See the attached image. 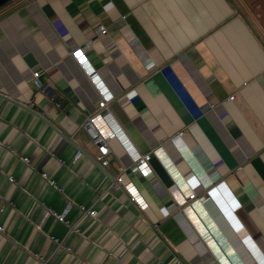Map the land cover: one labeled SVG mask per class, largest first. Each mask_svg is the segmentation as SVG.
Returning a JSON list of instances; mask_svg holds the SVG:
<instances>
[{
    "label": "crops",
    "instance_id": "obj_1",
    "mask_svg": "<svg viewBox=\"0 0 264 264\" xmlns=\"http://www.w3.org/2000/svg\"><path fill=\"white\" fill-rule=\"evenodd\" d=\"M252 5L0 8V264H264V18ZM89 41L106 110L72 56ZM96 114L119 133L105 168L83 128ZM132 152L150 155V175Z\"/></svg>",
    "mask_w": 264,
    "mask_h": 264
},
{
    "label": "built area",
    "instance_id": "obj_2",
    "mask_svg": "<svg viewBox=\"0 0 264 264\" xmlns=\"http://www.w3.org/2000/svg\"><path fill=\"white\" fill-rule=\"evenodd\" d=\"M98 34L100 35L106 34V29L103 26H99ZM89 43L90 41L86 45L82 46L81 48L73 50L72 56L79 63L80 67L84 70L89 80H91V82L99 90L101 98L98 103V108L106 110L108 103L112 100V96L110 93L107 92V90L103 87L101 82L97 79L94 69L90 67L89 63L86 60L85 51L89 47ZM38 75H39V72L33 73L34 82L37 86L40 85L39 81L37 80ZM230 99H233V98L230 97ZM83 128L85 129L92 143L96 147V150H97V156L95 157L96 162L99 163L101 168L107 167L109 164L108 155L111 152L110 147H109V141L113 139L116 135H118L119 133L116 130L110 129V127L107 128L106 121L104 117H102L100 114H96L94 116H91L90 118H87L83 123ZM178 135L180 137L183 135V133L179 132ZM123 143H125V141ZM131 157L133 159V162L135 163L137 170L143 176H148L151 174V169L149 166V160L151 157L149 154L140 155L136 152H132ZM20 159L24 164H28L27 158L23 157ZM42 176L45 177V174H42ZM10 180H12V178H10ZM114 182L123 186V189L129 195L130 200L136 203L140 209H143L144 207H146L144 202L140 200L138 193L136 189L134 188V186L132 184H123L121 175H116L114 178ZM50 183L52 184V182ZM206 198L207 197L204 194L198 195L194 192H190L187 197L188 200H195L200 203L204 202ZM69 206L70 204L67 205V208H69ZM81 209L83 210L85 214L93 218L96 217L95 210L86 209V208H81ZM51 214L58 220L65 222L62 214H58L54 212H51ZM3 232H4V229L0 225V233H3Z\"/></svg>",
    "mask_w": 264,
    "mask_h": 264
},
{
    "label": "rangeland",
    "instance_id": "obj_3",
    "mask_svg": "<svg viewBox=\"0 0 264 264\" xmlns=\"http://www.w3.org/2000/svg\"><path fill=\"white\" fill-rule=\"evenodd\" d=\"M255 13L264 18V0H249ZM264 20V19H263Z\"/></svg>",
    "mask_w": 264,
    "mask_h": 264
},
{
    "label": "water",
    "instance_id": "obj_4",
    "mask_svg": "<svg viewBox=\"0 0 264 264\" xmlns=\"http://www.w3.org/2000/svg\"><path fill=\"white\" fill-rule=\"evenodd\" d=\"M10 1L11 0H0V8L3 7L4 5H6Z\"/></svg>",
    "mask_w": 264,
    "mask_h": 264
}]
</instances>
